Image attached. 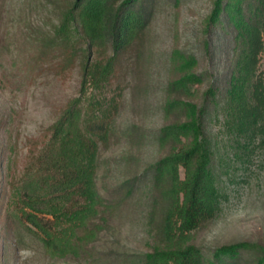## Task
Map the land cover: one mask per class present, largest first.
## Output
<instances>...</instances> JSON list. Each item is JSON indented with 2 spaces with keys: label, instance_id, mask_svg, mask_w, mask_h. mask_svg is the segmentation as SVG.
I'll return each instance as SVG.
<instances>
[{
  "label": "rangeland",
  "instance_id": "1",
  "mask_svg": "<svg viewBox=\"0 0 264 264\" xmlns=\"http://www.w3.org/2000/svg\"><path fill=\"white\" fill-rule=\"evenodd\" d=\"M72 1L0 0V264L8 254V228L23 242L10 254L13 264H175L172 256L191 246L206 261H218L215 255L223 256L222 249L235 243L264 246V134L251 132L255 124L248 113L247 125L229 126L222 100L207 120L215 144L209 164L212 217L193 230L163 229L168 188L166 182L155 184L153 175L170 150L161 129L181 115L168 106L177 96L200 105L211 86L225 89L233 69L230 34L208 27L216 0H154L142 39L119 56L110 77L86 84V91L81 84L87 57L60 68L59 51L45 47ZM109 53L100 44L91 63L104 64ZM249 56L264 80V49ZM192 73L199 75L192 96L171 92L174 81ZM73 102L82 107V119L102 122L86 163L100 193L118 202L94 220L95 230L75 224L78 217L60 222L67 247L58 250L25 233L21 179L28 154L49 140L52 125ZM193 111L181 116L192 119ZM179 172L183 179L184 168ZM253 253L246 252L239 264H254Z\"/></svg>",
  "mask_w": 264,
  "mask_h": 264
},
{
  "label": "trees",
  "instance_id": "2",
  "mask_svg": "<svg viewBox=\"0 0 264 264\" xmlns=\"http://www.w3.org/2000/svg\"><path fill=\"white\" fill-rule=\"evenodd\" d=\"M153 15L154 0H73L45 47L59 51L60 68L80 56L87 57L81 84L82 91H86V84L94 80L99 83L111 76L119 56L142 39ZM213 25L223 28L232 38L233 69L225 80V89L218 91L211 86L200 105L177 96L168 106L170 113L177 110L181 115L194 110V117L184 119L177 115L176 121L161 129L160 139L170 150L155 165L153 176L155 184L166 182L168 188L162 209L163 229L167 234L173 225L193 230L212 217L214 202L209 164L215 154V144L208 134L207 120L221 100L229 126L247 125L244 116L248 113L255 124L251 132L264 134V80L260 74H255L256 69L253 71L254 64L247 61L249 55L264 49V0H216L208 18L209 30ZM78 32L79 39L73 42L71 39L78 36ZM209 39L212 47V35ZM100 44L108 47L110 56L96 67L90 56ZM198 78L195 73L186 75L174 81L170 90L183 97L192 96ZM82 114L78 102L68 105L60 120L52 125L49 140L28 154L23 169L20 191L23 207L19 217L29 224L25 233L35 234L47 248L67 247L61 239L60 222L78 217L75 224L95 230L94 220L102 219L106 207L118 202L102 195L92 180L91 164L86 161L95 150L96 137L103 125L99 119L85 121ZM235 136L240 137L238 132ZM180 167L185 170L183 179H180ZM8 229V240H5L8 254H4L3 264H13L10 254L23 243L18 238L19 233L15 235ZM223 251V256L215 255L221 258L218 261H206L194 246L172 257L175 264H239L246 252L253 251L254 264H264V246L261 245L239 242L224 247Z\"/></svg>",
  "mask_w": 264,
  "mask_h": 264
}]
</instances>
